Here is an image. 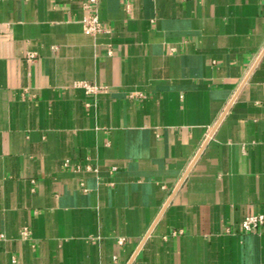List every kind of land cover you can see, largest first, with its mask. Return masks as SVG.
<instances>
[{"label":"crops","instance_id":"1","mask_svg":"<svg viewBox=\"0 0 264 264\" xmlns=\"http://www.w3.org/2000/svg\"><path fill=\"white\" fill-rule=\"evenodd\" d=\"M85 15L0 0V264H264V0Z\"/></svg>","mask_w":264,"mask_h":264},{"label":"built area","instance_id":"2","mask_svg":"<svg viewBox=\"0 0 264 264\" xmlns=\"http://www.w3.org/2000/svg\"><path fill=\"white\" fill-rule=\"evenodd\" d=\"M84 4V8L86 11V15L84 18V29L87 33L90 34H99L104 30L103 24L97 15V9L99 0H82ZM77 85L83 86L88 93H101L106 90V87L97 85V84H90V83H78ZM264 227V215L257 214V215H249L247 216L243 223L242 229L246 233H256L263 229ZM31 231L28 228H25L22 232L24 238H29ZM3 235H0L2 238Z\"/></svg>","mask_w":264,"mask_h":264}]
</instances>
